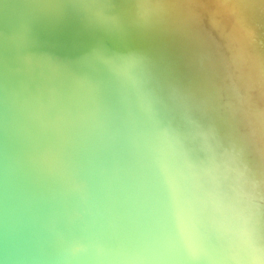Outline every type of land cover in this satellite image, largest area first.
<instances>
[{"label":"bare ground","instance_id":"1","mask_svg":"<svg viewBox=\"0 0 264 264\" xmlns=\"http://www.w3.org/2000/svg\"><path fill=\"white\" fill-rule=\"evenodd\" d=\"M127 193L152 264H264V0H0V264H141Z\"/></svg>","mask_w":264,"mask_h":264},{"label":"water","instance_id":"2","mask_svg":"<svg viewBox=\"0 0 264 264\" xmlns=\"http://www.w3.org/2000/svg\"><path fill=\"white\" fill-rule=\"evenodd\" d=\"M13 27H22V23L21 21L18 24H15ZM9 56H6L3 61L5 62H9ZM120 89L116 90V92L118 91L119 95H121V91H119ZM124 96V95H123ZM126 98L121 99V101L125 102ZM50 104V101L49 103ZM121 104V102L119 103ZM124 104V103H123ZM118 105V104H115ZM133 118L135 120H137L138 124L141 125V121L142 117L140 114V109H134L132 110V114ZM152 134V132H151ZM153 135V134H152ZM155 135V134H154ZM156 137V136H155ZM154 140V139H153ZM173 154V153H172ZM174 160H175V156L173 155ZM166 162V160H165ZM166 167V165H165ZM125 188V187H124ZM127 189V188H125ZM36 194H38L40 197H43L41 192H36ZM124 200L125 202V214L127 215V220H128V224L130 227V230L132 232V237L129 238V244L132 247V252H133V260L138 262H141V264H152L151 263V259L149 257V252H148V248H149V244L148 242L145 241L144 235L142 234L141 230H142V223L140 221L139 215L137 214V212L133 209V206L130 205V201L128 202V193L127 195L125 194L124 196ZM45 204V200L43 199L42 201H39L38 205L40 207H42ZM181 210V209H180ZM185 211L181 210V214H180V218L182 222L187 223V225H193L191 222L192 216L187 215ZM193 220V219H192ZM23 222L25 223V225H27V228H23L21 227V231L20 233L15 237V246L16 248V252L20 255V257L22 259H30V257H27L25 255V253H23L22 251H25L27 253H31V251L33 250V247H27V243L30 237V231H31V225H32V219L31 218H27V219H23ZM15 229H13L11 232H13ZM202 232V231H200ZM112 231L110 229V227L106 226V222L104 221L103 224H101V247L105 250H110L111 245H112ZM191 240H188V243L190 244V246L192 245L193 247H197L200 248V245L202 246V243H204V246L202 247L206 252L203 254V256L199 253V258L203 260L204 263L207 264H217L216 261L214 260V258L209 254L208 252V243L210 238L203 234V236H201V242H197L194 243V239L190 238ZM191 246V247H192ZM210 246V245H209ZM111 252V251H110ZM142 259V261H141ZM108 261L109 264H121L115 257L114 255H112L111 253V257L110 259H106L105 261Z\"/></svg>","mask_w":264,"mask_h":264}]
</instances>
